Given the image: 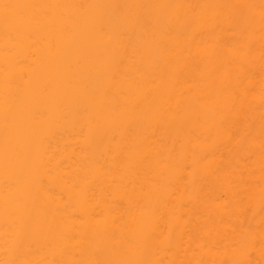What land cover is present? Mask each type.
Wrapping results in <instances>:
<instances>
[{"label": "bare ground", "instance_id": "bare-ground-1", "mask_svg": "<svg viewBox=\"0 0 264 264\" xmlns=\"http://www.w3.org/2000/svg\"><path fill=\"white\" fill-rule=\"evenodd\" d=\"M0 264H264V0H0Z\"/></svg>", "mask_w": 264, "mask_h": 264}]
</instances>
